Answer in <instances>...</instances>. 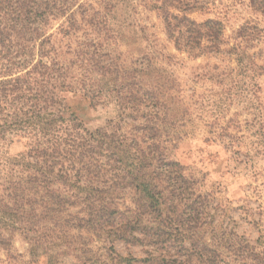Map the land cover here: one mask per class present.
Segmentation results:
<instances>
[{"label": "rangeland", "instance_id": "obj_1", "mask_svg": "<svg viewBox=\"0 0 264 264\" xmlns=\"http://www.w3.org/2000/svg\"><path fill=\"white\" fill-rule=\"evenodd\" d=\"M152 1L81 0L93 25L67 37L60 19L48 34L66 62L76 61L66 53L92 41L93 64L108 62V79L122 78L123 92L158 85L153 124L187 180L172 196L180 204L167 221L172 229L164 239L152 237L157 216L135 214L134 190L124 176L106 186L115 204L110 220L87 226L79 208L60 204L57 192L32 189L28 153L41 137L31 136L28 126H0V264H264V16L250 0H216V9L193 18L222 21L223 49L240 44L241 54L193 57L167 40ZM92 79L93 90L101 91L100 76ZM68 104L91 131L120 114L113 96L94 106L71 95ZM141 123L128 118L121 133L135 134Z\"/></svg>", "mask_w": 264, "mask_h": 264}, {"label": "trees", "instance_id": "obj_2", "mask_svg": "<svg viewBox=\"0 0 264 264\" xmlns=\"http://www.w3.org/2000/svg\"><path fill=\"white\" fill-rule=\"evenodd\" d=\"M80 2L0 0V126H28L31 136L41 137L31 144L26 166L34 178L35 192H57L60 204L79 208L84 215L79 218L81 222L103 225L115 210L106 186L113 181L123 182L124 176L134 190L135 214L157 216L152 237L164 239L172 229L167 221L180 207L172 196L187 180L182 167L169 159L159 140L162 131L153 124L152 116L160 113L159 87L147 82L136 91L123 92L122 78L108 79V62L93 64L92 41L83 42L81 52L66 53L75 56L76 61L61 60L48 28L51 22L63 19L61 33L76 38L83 26L91 27L89 9L84 12ZM216 3L154 0L150 7L162 19L166 38L178 52L193 57L240 55V44L223 49L228 44L222 21L209 18L199 22L193 18L216 9ZM250 6L264 16V0H250ZM242 33L243 30L239 35ZM95 73L104 82L101 91L93 90ZM104 87H110V91ZM71 95L90 100L94 106L113 96L120 114L116 120L108 121L107 127L88 130L68 104ZM147 107L154 114L142 110ZM128 118L142 121L135 134L121 133L123 121ZM99 180L105 188L95 185ZM164 183L169 184L168 190ZM188 205L192 222L198 223L195 204ZM180 232L188 233L185 228Z\"/></svg>", "mask_w": 264, "mask_h": 264}]
</instances>
